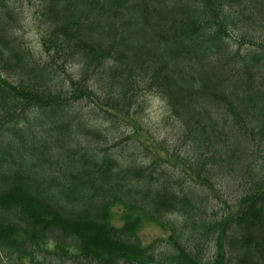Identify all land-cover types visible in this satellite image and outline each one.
<instances>
[{"label": "trees", "instance_id": "obj_1", "mask_svg": "<svg viewBox=\"0 0 264 264\" xmlns=\"http://www.w3.org/2000/svg\"><path fill=\"white\" fill-rule=\"evenodd\" d=\"M9 5L0 252L31 264H264V0H40L43 60L15 37ZM148 93L188 141L187 180L118 136ZM218 182L239 189L234 212L214 218ZM145 221L169 231L167 248L143 245Z\"/></svg>", "mask_w": 264, "mask_h": 264}, {"label": "rangeland", "instance_id": "obj_2", "mask_svg": "<svg viewBox=\"0 0 264 264\" xmlns=\"http://www.w3.org/2000/svg\"><path fill=\"white\" fill-rule=\"evenodd\" d=\"M10 7L14 9V13L6 20L13 28L15 37L26 47L36 59H45V55L41 47V36L46 28L43 20L39 18L37 11L39 10L40 0H7ZM11 14V13H10ZM69 69L73 75L76 73L75 66ZM143 99V110L134 122H122L118 136L125 139L127 146L131 150L136 160L144 162L145 165L150 161L163 158L162 167L171 173L176 172L181 181L187 180L190 174L188 164L182 163L183 160L189 158L186 156L189 146L188 141L181 137L178 125L171 119L166 118V107L164 102L151 93L145 94ZM83 110L84 105H82ZM161 163V162H159ZM186 170H185V169ZM214 193L209 192L208 201L212 210H208L211 217L221 218L229 212L235 210V200L238 195L237 187H229L226 183L218 182L215 186ZM213 192V191H212ZM114 221L119 223V209L115 211ZM214 214V215H212ZM169 231L159 225L145 221L138 231V237L143 245L153 244L157 249L168 247L167 239ZM50 249V247H48ZM201 254L205 259L211 258L214 254V243L201 245ZM0 264H31L28 259L17 260L14 256H7L0 252ZM34 264H59L54 260H50L47 254H39L37 262ZM65 264H72L67 262Z\"/></svg>", "mask_w": 264, "mask_h": 264}]
</instances>
